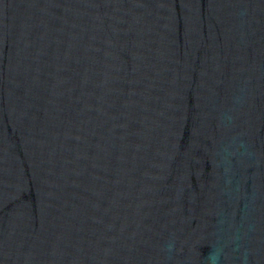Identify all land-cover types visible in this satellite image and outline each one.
Returning <instances> with one entry per match:
<instances>
[{"label": "water", "instance_id": "95a60500", "mask_svg": "<svg viewBox=\"0 0 264 264\" xmlns=\"http://www.w3.org/2000/svg\"><path fill=\"white\" fill-rule=\"evenodd\" d=\"M0 264H264V0H0Z\"/></svg>", "mask_w": 264, "mask_h": 264}]
</instances>
